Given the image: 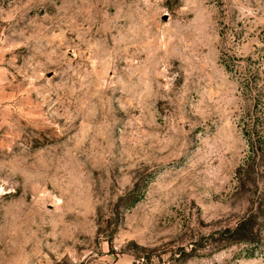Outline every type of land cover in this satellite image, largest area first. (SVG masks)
<instances>
[{"label":"rangeland","instance_id":"rangeland-1","mask_svg":"<svg viewBox=\"0 0 264 264\" xmlns=\"http://www.w3.org/2000/svg\"><path fill=\"white\" fill-rule=\"evenodd\" d=\"M258 91L264 0H0V264H264Z\"/></svg>","mask_w":264,"mask_h":264},{"label":"trees","instance_id":"trees-1","mask_svg":"<svg viewBox=\"0 0 264 264\" xmlns=\"http://www.w3.org/2000/svg\"><path fill=\"white\" fill-rule=\"evenodd\" d=\"M242 127L244 137H246L250 146V163L246 168L248 175L255 164L260 163L264 169V91H258L252 98L251 107L242 117ZM245 229V221L241 222L233 232L234 240L239 243H249L251 234Z\"/></svg>","mask_w":264,"mask_h":264}]
</instances>
